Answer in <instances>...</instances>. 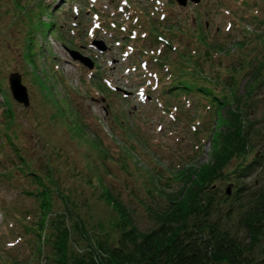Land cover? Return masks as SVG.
<instances>
[{
  "label": "rangeland",
  "instance_id": "1",
  "mask_svg": "<svg viewBox=\"0 0 264 264\" xmlns=\"http://www.w3.org/2000/svg\"><path fill=\"white\" fill-rule=\"evenodd\" d=\"M245 2L249 7L241 15L243 0L188 1L184 7L175 0H0V56L10 61L0 66L5 79L0 90V201L33 213L38 207L33 199L19 200L16 185L26 180L17 169L21 162L14 144L38 168L52 172L55 192L76 194L68 220L74 215L86 228L107 225L108 238L98 228L89 232L91 241L119 237L105 223L117 217L103 200L106 188L120 199L131 227L152 231L154 215L168 207L167 195L184 187L180 173L193 175L212 162L208 138L214 122L202 118L193 100L159 91L157 97L152 89L162 85L161 63L185 47L199 64L226 72L229 80L235 76L238 102L232 106L243 112L247 159H255L244 176L232 177L238 163L233 159L227 173L213 181L216 193L207 196L210 211L201 220L203 235L243 244L249 250L245 253L264 264V226L254 235L245 224L250 211L264 203V0ZM256 15L259 22L251 20ZM194 30H201L203 38ZM27 39L33 43L29 51ZM166 40H174L172 54ZM30 53L32 60H25ZM209 53L217 59L210 61ZM11 73L21 76L27 107L12 99ZM224 190L235 191V198L224 201L219 195ZM58 199V206L46 208L45 224L64 208ZM1 212L0 264H31L24 238H15L19 230L7 235V225L15 221ZM43 240L39 264H47Z\"/></svg>",
  "mask_w": 264,
  "mask_h": 264
},
{
  "label": "trees",
  "instance_id": "2",
  "mask_svg": "<svg viewBox=\"0 0 264 264\" xmlns=\"http://www.w3.org/2000/svg\"><path fill=\"white\" fill-rule=\"evenodd\" d=\"M245 1L239 4L238 10L241 15L249 7ZM166 17L161 20L165 21ZM243 17L246 19L245 16L241 18ZM253 19L259 22L257 15L251 17V20ZM194 33L203 38L204 34L202 35L201 30H194ZM160 38L156 41H161ZM27 40L29 42L26 46L29 51L33 43L31 39ZM171 42L166 40L165 47L171 49L172 54L176 47ZM175 53L173 58L161 63L164 73L159 78L162 85L158 87V91L162 96L183 99V101L193 100L194 102L190 103L200 105L202 118H209L210 122H214L208 138L211 141L212 162L203 165L193 175L180 173L179 179L184 187L167 195L168 207L164 212L154 215L156 225L148 233H140L131 227L129 214L126 215L120 199L118 201L117 197L106 188L103 200L112 207L117 217L114 218L115 216L112 215L105 223H108L110 228L114 226L116 231H119V237L115 242L114 239L109 241L103 239L95 243V240L91 241L89 232L99 228L108 238L107 225L94 224L86 228V222L74 215V220H68L66 217H72L71 214L76 207L73 198L76 194L69 189L67 193L55 192L57 182L52 172L46 171L45 166L38 168L36 162H30L20 153L19 147L11 144L14 152L16 154L19 152L17 157L21 165L17 169L26 180V183L16 185V188L19 187V200L22 197L33 199L38 207L37 211L34 208L33 213L24 207L18 210L19 208L12 206V209L7 203L0 201V211L3 215H11L10 218L15 221L12 226L7 225L9 227L7 235L14 236L15 227L19 230L15 238H24L25 246L28 248L26 253L31 257V264H39L41 261L43 255L39 247L41 238L44 239L47 264H262L263 261H255L256 255L245 253L249 250L243 244L225 238L214 241L205 239L203 231L206 227L205 224L201 225L202 218L207 217L210 211L209 204L205 205L207 196L216 193L213 181L227 173L224 170L233 159L238 163L236 168L230 171L232 177L244 176L245 170L255 161L254 158L247 159V151L250 148L243 124V112L238 107L232 106L235 101L238 102L234 88L237 84L235 76L231 74L229 80V74L227 76L226 72L223 75L219 70L199 64L194 51L185 47ZM162 54L158 55L159 59ZM206 55L210 61L217 59L211 53ZM33 56L28 54L24 59L32 60ZM225 59L226 57L220 58L221 63H224ZM7 62H10L8 58L0 56L1 68ZM261 77L264 78V73ZM3 81L5 79L0 69V90L5 89ZM223 114L225 116H222ZM13 172L14 169L10 170L9 174H14ZM43 172L44 174H41ZM221 192L222 194L219 195L224 197V201L235 198V191ZM55 194L61 197L65 206L59 208L57 210L59 212H54V215L48 216L45 224L46 208L58 206L59 196L56 197ZM237 206L238 204L232 207ZM245 221L248 231L256 235L257 227L264 226V203L250 211ZM209 228L212 230L213 226L208 225ZM21 239L18 241L22 242Z\"/></svg>",
  "mask_w": 264,
  "mask_h": 264
},
{
  "label": "water",
  "instance_id": "3",
  "mask_svg": "<svg viewBox=\"0 0 264 264\" xmlns=\"http://www.w3.org/2000/svg\"><path fill=\"white\" fill-rule=\"evenodd\" d=\"M192 4H199L201 0H175L179 6H186L187 2ZM99 49L104 50V47L101 43H94ZM74 58L79 60L81 63L85 64L87 67L91 68L92 65L86 58H82L74 54ZM8 85L11 92L12 98L19 104H22L24 107L29 105V98L27 95L26 87L21 83V76L18 73H11L8 76Z\"/></svg>",
  "mask_w": 264,
  "mask_h": 264
}]
</instances>
